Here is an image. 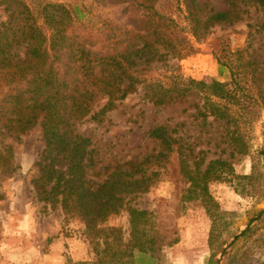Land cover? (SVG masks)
<instances>
[{
    "label": "rangeland",
    "instance_id": "1",
    "mask_svg": "<svg viewBox=\"0 0 264 264\" xmlns=\"http://www.w3.org/2000/svg\"><path fill=\"white\" fill-rule=\"evenodd\" d=\"M49 1L71 5L81 1L120 23L129 13L126 0L114 5L112 0H42L43 4ZM168 1L170 6L162 11L188 28L196 50L178 58L161 48L163 56L149 63L145 84L98 118L89 115L72 125L75 134L88 140V178L96 187L106 177L105 166L151 159L146 172L153 178L149 189L132 194L126 202L155 211L169 229L178 230V242L165 246L156 264H207L213 256L222 264H264V216L259 215L264 210V9L258 0H196L203 21L213 11H230L227 21L207 22L210 26L196 35L189 32L184 0H159L158 6ZM4 7L0 6V21L8 19ZM242 49L243 54L231 56L230 62L240 66L250 60L255 74L252 78L250 71L236 73L238 83L231 88L237 102L209 98L200 90H188L180 100L164 105L148 96L158 84L190 78L230 82L229 73L220 74L214 51ZM211 101L227 112L226 117L210 113ZM160 124L169 125L178 137L174 151L163 162L152 157L160 146L149 136L150 128ZM0 144L12 147L14 153L13 170H0V264L92 261L93 245L85 221L66 215L60 203L42 201L36 194L32 179L45 148L40 124L9 134ZM217 158L230 166L222 179L209 183L212 200L206 205L189 199L182 161L191 167L202 161L204 169ZM129 219V211L122 209L109 216L105 225L121 227L128 240Z\"/></svg>",
    "mask_w": 264,
    "mask_h": 264
},
{
    "label": "trees",
    "instance_id": "2",
    "mask_svg": "<svg viewBox=\"0 0 264 264\" xmlns=\"http://www.w3.org/2000/svg\"><path fill=\"white\" fill-rule=\"evenodd\" d=\"M119 1L112 0L111 4ZM126 1L129 13L127 20L120 23L118 19H106L103 11L81 1L71 5L0 0V6L5 5L8 12V19L0 21V142L9 134L24 133L40 124L45 148L32 179L36 194L42 201L60 203L66 215L81 217L93 245L92 261L73 264H156L164 247L179 240L178 230L172 229L169 235L172 230L155 211L126 202L132 194L149 189L153 178L146 172L151 159L105 166L106 177L95 187L88 178L85 162L88 140L72 129L76 121L89 115L98 118L112 110L139 84H145L149 63L163 56L161 48L178 58L196 50L188 28L162 11L170 6V1L164 6H158L159 0ZM258 2L264 9V0ZM184 3L189 32L196 35L202 27L230 17L229 10H212L207 21H203L196 0ZM243 51H214L220 74L229 73L230 82L190 78L186 82L158 84L148 96L157 105H164L180 100L188 90H200L209 98L235 102L238 96L231 86L238 83L236 73L251 72L252 78L255 74V68L250 71L254 64L250 60L240 66L230 62L231 56L242 55ZM211 106L212 115L226 117L227 112L212 101ZM149 136L160 146L152 156L154 160L167 161L178 142L175 130L160 124L150 128ZM13 158V148L0 144V170L12 171ZM201 163L191 167L182 161L181 173L189 183L187 197L208 205L213 198L209 183L222 179L230 164L217 158L203 169ZM122 209L130 213L128 240L121 227L105 225L109 216ZM259 215L264 216V210ZM246 232L247 229L240 235ZM207 264L222 263L213 256Z\"/></svg>",
    "mask_w": 264,
    "mask_h": 264
}]
</instances>
